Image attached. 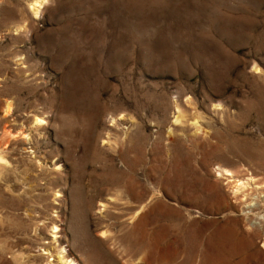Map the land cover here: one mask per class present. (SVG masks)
<instances>
[{
	"label": "rangeland",
	"instance_id": "374dc122",
	"mask_svg": "<svg viewBox=\"0 0 264 264\" xmlns=\"http://www.w3.org/2000/svg\"><path fill=\"white\" fill-rule=\"evenodd\" d=\"M0 151V264H264V0H0Z\"/></svg>",
	"mask_w": 264,
	"mask_h": 264
},
{
	"label": "bare ground",
	"instance_id": "6f19581e",
	"mask_svg": "<svg viewBox=\"0 0 264 264\" xmlns=\"http://www.w3.org/2000/svg\"><path fill=\"white\" fill-rule=\"evenodd\" d=\"M43 2V1H42ZM44 3V2H43ZM37 4H39V3H37ZM45 4V3H44ZM41 5V4H40ZM44 6V5H43ZM33 11H34V13L37 15V14H39V11H41L40 10V8L35 4L34 6H33ZM7 114H9L10 113V107L8 106L7 107ZM36 123L37 124H42V121H39V120H37L36 121ZM1 152V151H0ZM2 152H4V151H2ZM2 152L0 153V167H1V169H2V167H4L6 164H7V160H5V156H2ZM4 154V153H3ZM5 155V154H4ZM8 156V155H7ZM7 161V162H6ZM9 164V163H8ZM220 174V173H219ZM219 176H221V175H219ZM145 220V219H144ZM65 253L63 252V251H59V253L57 254V259H58V261L59 262H61V263H65L66 262V259H65V255H64ZM67 264H75V262H68Z\"/></svg>",
	"mask_w": 264,
	"mask_h": 264
}]
</instances>
